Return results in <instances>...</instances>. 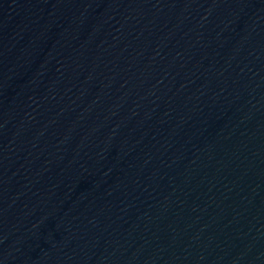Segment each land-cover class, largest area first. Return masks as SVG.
I'll use <instances>...</instances> for the list:
<instances>
[{
    "label": "water",
    "instance_id": "1",
    "mask_svg": "<svg viewBox=\"0 0 264 264\" xmlns=\"http://www.w3.org/2000/svg\"><path fill=\"white\" fill-rule=\"evenodd\" d=\"M0 264H264V0H0Z\"/></svg>",
    "mask_w": 264,
    "mask_h": 264
}]
</instances>
